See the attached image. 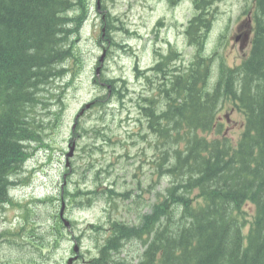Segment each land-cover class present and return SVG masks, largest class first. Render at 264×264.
<instances>
[{
  "label": "trees",
  "instance_id": "1",
  "mask_svg": "<svg viewBox=\"0 0 264 264\" xmlns=\"http://www.w3.org/2000/svg\"><path fill=\"white\" fill-rule=\"evenodd\" d=\"M93 1L0 0V209L12 201L11 188L22 181L17 178L33 144L43 139L38 106L57 79L75 74L84 62L78 40ZM216 1L192 0L184 35L196 55L187 64L190 70L181 67L165 78V93L174 97L166 119L160 121L151 110L149 126L159 136L155 144L168 186L151 213L133 202L135 222L109 219L106 227L94 225L91 231L103 236L86 264H264V0H246L250 18L244 23L246 30L253 27L250 50L231 67L224 56L203 53ZM115 20L107 13L101 37L111 39ZM175 56L176 50L160 56L157 67ZM214 59L221 63L216 72ZM101 80L122 96L125 86L115 89L105 75ZM227 103L245 117L237 140L220 117ZM77 133L73 128V136ZM73 195L88 204L94 194L77 188ZM52 217L45 229L30 224L26 240L33 243L22 247L35 249L45 263L51 258L46 247L59 246L64 235L59 215ZM135 241L142 256L127 262L120 253ZM30 262L27 256L24 263Z\"/></svg>",
  "mask_w": 264,
  "mask_h": 264
},
{
  "label": "rangeland",
  "instance_id": "2",
  "mask_svg": "<svg viewBox=\"0 0 264 264\" xmlns=\"http://www.w3.org/2000/svg\"><path fill=\"white\" fill-rule=\"evenodd\" d=\"M101 1L98 10L96 0L93 1L94 7L78 40L84 58L81 68L75 74L57 79L50 87L45 103L38 106L39 118L43 123V139L34 144L35 150L19 174L27 183L13 190L15 201L6 205L0 213V232L4 233L0 236V262L12 260L18 264L20 261L24 262L28 256L34 263V254L36 264L43 263L40 259L42 257L36 255L35 249L27 251L22 248L28 242L33 243L26 240L27 228L30 224L36 226L40 223L44 229L48 227L52 216L58 214L61 209L59 198L64 187L69 190L65 194L69 204L67 217L74 221V224L71 230L63 229L65 236L59 246L46 247V252L51 251V258L45 264H67L69 256L73 253L72 233L74 236L83 235L80 238V253L83 256L74 264H86V260L95 254V241L87 235L91 224H104L107 215L130 216L121 199L108 202L106 194L99 189L94 190L95 173L100 171L97 182L102 188L106 186L117 191L132 188L131 190L135 191L133 188L143 178V168L149 171L152 167L150 160L154 158V152L146 141L147 138L142 137L146 128L138 121V118L142 117L137 105L140 94L150 92L151 85L147 79L137 77L136 67L146 68L144 70L148 71L155 59L159 58L160 52L157 51L165 52L166 48L181 51L186 62L194 59L196 55L192 46L187 45L182 29L188 20L189 10L190 17L194 12L192 0H188L190 7L186 0L177 3H171L169 0ZM245 4L246 0L216 1L214 11H217V14L203 50L205 56H224L228 64L239 61V57L235 56L239 55L238 50L242 42L237 28L243 22L241 14ZM111 12L116 18L117 27L109 40L107 36L102 38L100 31L103 15ZM244 27L242 25L241 31ZM235 33L239 36L238 39L234 38ZM105 47L107 55L99 79L103 75L109 80L112 77L126 79L129 90L124 92V98L119 101L113 96V92L109 93L107 85L95 81V67ZM171 68L175 67L171 65ZM99 95L103 97L101 100L105 101L102 107L97 108L91 102L95 98L100 99ZM219 113L222 115L221 119H224L225 115L229 117L226 133L237 140L244 125L243 113L230 111L226 107ZM76 119L78 125L82 124L89 131L85 133L79 128L81 135L74 138V156L69 159L72 165L64 181L63 176L67 172L63 169L66 163L65 154L69 151L72 126ZM95 128L100 129V134L92 131ZM149 181L147 176L143 178L146 184H149ZM160 185L162 188L165 186ZM77 188L87 189L94 194L83 196L92 204L82 203V198L76 199L73 193ZM136 192L141 193L146 201H149L152 195ZM47 195H51L52 199L47 200ZM248 207L252 210L251 205ZM112 209L113 211H108ZM139 248V243H135L126 249L136 252ZM129 255L131 257V254Z\"/></svg>",
  "mask_w": 264,
  "mask_h": 264
}]
</instances>
